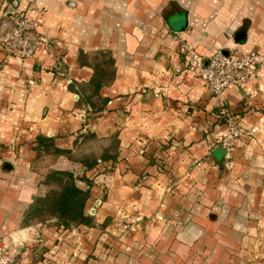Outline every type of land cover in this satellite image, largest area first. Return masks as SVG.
Segmentation results:
<instances>
[{
    "label": "crops",
    "instance_id": "crops-1",
    "mask_svg": "<svg viewBox=\"0 0 264 264\" xmlns=\"http://www.w3.org/2000/svg\"><path fill=\"white\" fill-rule=\"evenodd\" d=\"M15 9L49 46L25 61L0 51L3 257L264 264V67L245 90L225 89L226 116L185 68L190 48L264 53V0H0V16ZM112 138L117 157L103 161ZM57 150L52 168L86 178L91 226L25 222L48 191L37 160Z\"/></svg>",
    "mask_w": 264,
    "mask_h": 264
},
{
    "label": "built area",
    "instance_id": "built-area-1",
    "mask_svg": "<svg viewBox=\"0 0 264 264\" xmlns=\"http://www.w3.org/2000/svg\"><path fill=\"white\" fill-rule=\"evenodd\" d=\"M49 46V41L39 34V22L31 19L24 11L15 9L11 15L0 16V51L8 57H17L23 61L35 57L39 49ZM185 68L203 80L210 93L221 100L222 94L229 86L245 90L248 83L258 77L264 67V53L241 52L237 48L218 50L209 58H204L196 50L186 51ZM221 116H226L224 102L219 104ZM227 136L220 143L231 150L239 137L233 124ZM0 264H12L6 260L0 250Z\"/></svg>",
    "mask_w": 264,
    "mask_h": 264
},
{
    "label": "trees",
    "instance_id": "trees-1",
    "mask_svg": "<svg viewBox=\"0 0 264 264\" xmlns=\"http://www.w3.org/2000/svg\"><path fill=\"white\" fill-rule=\"evenodd\" d=\"M39 143L49 149V140L39 138ZM63 152L55 151V156ZM57 154V155H56ZM108 159H105L107 161ZM96 166L90 164L89 168ZM86 180V178H81ZM79 180L73 173L66 171H53L44 176L43 185L48 187L47 195L39 197L27 210L25 222L39 221L45 223L46 219L56 220L57 225L64 229L74 226H91L92 218L86 214L87 203L90 199L89 191L82 190L77 185ZM56 189H55V188Z\"/></svg>",
    "mask_w": 264,
    "mask_h": 264
},
{
    "label": "rangeland",
    "instance_id": "rangeland-1",
    "mask_svg": "<svg viewBox=\"0 0 264 264\" xmlns=\"http://www.w3.org/2000/svg\"><path fill=\"white\" fill-rule=\"evenodd\" d=\"M76 100H78L77 98H76ZM81 103V102H80ZM87 113H90V112H87ZM86 116H87V114H85ZM92 116V115H91ZM87 118H91L90 116H87ZM87 137H93V135L91 134V133H89V134H87ZM115 148H116V141L112 138L111 140H110V142H108V144H107V147H106V152L105 153H103V155L101 156V158L100 159H102L103 161H105V159H110V160H114L115 161V159H116V157H117V153L115 152ZM233 148V147H232ZM47 150V148H44V150L43 151H46ZM58 151V150H57ZM57 155V154H56ZM60 155H64V154H60ZM50 156L49 154H48V151L44 154V159L43 160H40L39 158H38V162H37V164L38 163H40L39 165V167L41 168V169H43L44 170V172H53V171H66V172H77L76 170L75 171H70V170H59V169H55V168H52V166L51 165H55V163H56V161H58L59 159H60V157L61 156ZM66 156V155H65ZM55 157H57V158H55ZM58 159V160H57ZM107 160V161H108ZM91 161H93V160H87V161H85V164L86 163H90ZM113 161V162H114ZM53 162H55V163H53ZM93 162H95L96 163V165L98 164V162H97V160L95 159ZM229 163H230V160H229V158H228V165H229ZM227 165V166H228ZM79 180L81 179L80 177H77ZM43 183V182H42ZM55 188V187H54ZM57 188V187H56ZM55 188V189H56ZM58 189V188H57ZM48 191H50V189L48 188L47 189ZM48 191L46 192V194L45 195H47V193H48ZM44 195V196H45ZM44 196H42V197H44ZM39 198V197H38ZM46 219V221H45V223L46 222H48V221H51L50 223H49V225L50 224H57V221L56 222H52V220H49V218L47 217V218H45Z\"/></svg>",
    "mask_w": 264,
    "mask_h": 264
},
{
    "label": "water",
    "instance_id": "water-1",
    "mask_svg": "<svg viewBox=\"0 0 264 264\" xmlns=\"http://www.w3.org/2000/svg\"><path fill=\"white\" fill-rule=\"evenodd\" d=\"M11 13H12V11L10 13H7V15L9 16V15H11ZM77 99H78V97H77ZM228 158H229V151H225L224 157L222 159L225 160L226 165H228Z\"/></svg>",
    "mask_w": 264,
    "mask_h": 264
}]
</instances>
